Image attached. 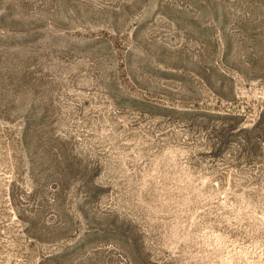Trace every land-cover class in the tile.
Masks as SVG:
<instances>
[{
    "label": "rangeland",
    "instance_id": "rangeland-1",
    "mask_svg": "<svg viewBox=\"0 0 264 264\" xmlns=\"http://www.w3.org/2000/svg\"><path fill=\"white\" fill-rule=\"evenodd\" d=\"M0 264H264V0H0Z\"/></svg>",
    "mask_w": 264,
    "mask_h": 264
}]
</instances>
